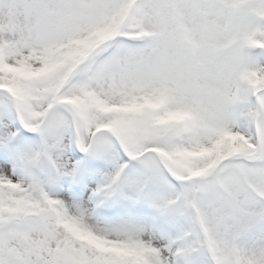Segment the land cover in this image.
I'll use <instances>...</instances> for the list:
<instances>
[{
  "label": "snow or ice",
  "instance_id": "1",
  "mask_svg": "<svg viewBox=\"0 0 264 264\" xmlns=\"http://www.w3.org/2000/svg\"><path fill=\"white\" fill-rule=\"evenodd\" d=\"M0 264H264V0H0Z\"/></svg>",
  "mask_w": 264,
  "mask_h": 264
}]
</instances>
